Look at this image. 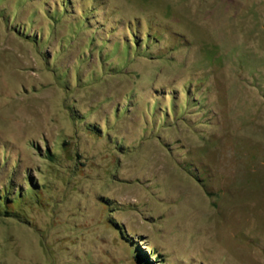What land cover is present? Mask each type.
Here are the masks:
<instances>
[{"label":"rangeland","instance_id":"1","mask_svg":"<svg viewBox=\"0 0 264 264\" xmlns=\"http://www.w3.org/2000/svg\"><path fill=\"white\" fill-rule=\"evenodd\" d=\"M264 264V0H0V264Z\"/></svg>","mask_w":264,"mask_h":264},{"label":"trees","instance_id":"2","mask_svg":"<svg viewBox=\"0 0 264 264\" xmlns=\"http://www.w3.org/2000/svg\"><path fill=\"white\" fill-rule=\"evenodd\" d=\"M136 258L141 262V264H152L143 251L137 252Z\"/></svg>","mask_w":264,"mask_h":264}]
</instances>
